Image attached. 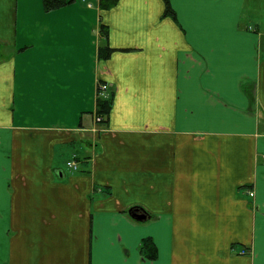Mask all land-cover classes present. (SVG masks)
Masks as SVG:
<instances>
[{
  "label": "crops",
  "instance_id": "0c3cea01",
  "mask_svg": "<svg viewBox=\"0 0 264 264\" xmlns=\"http://www.w3.org/2000/svg\"><path fill=\"white\" fill-rule=\"evenodd\" d=\"M169 1L0 0V264H264V0Z\"/></svg>",
  "mask_w": 264,
  "mask_h": 264
},
{
  "label": "trees",
  "instance_id": "16d2710c",
  "mask_svg": "<svg viewBox=\"0 0 264 264\" xmlns=\"http://www.w3.org/2000/svg\"><path fill=\"white\" fill-rule=\"evenodd\" d=\"M43 1H44V8L47 11H50L52 9H57L59 7H62L64 5H66L67 3H70L73 0H43ZM109 1H111V0H103V6L108 5L107 3ZM164 1L166 2V15H172L175 17V13L170 6V1L169 0H164ZM103 99L104 98H100V100H99V107H100L99 113L104 114V115H108L109 110H110L109 101L102 102L101 100H103Z\"/></svg>",
  "mask_w": 264,
  "mask_h": 264
},
{
  "label": "built area",
  "instance_id": "2783aa9c",
  "mask_svg": "<svg viewBox=\"0 0 264 264\" xmlns=\"http://www.w3.org/2000/svg\"><path fill=\"white\" fill-rule=\"evenodd\" d=\"M107 85H105V84H100V86L98 87V91H99V93L100 94H103L104 92L103 91H105L106 89H107ZM101 120H102V117H96V121L97 122H101ZM250 194L252 195V196H254V194H255V192H254V190H251L250 191ZM242 252H245L244 250L242 251Z\"/></svg>",
  "mask_w": 264,
  "mask_h": 264
},
{
  "label": "water",
  "instance_id": "95a60500",
  "mask_svg": "<svg viewBox=\"0 0 264 264\" xmlns=\"http://www.w3.org/2000/svg\"><path fill=\"white\" fill-rule=\"evenodd\" d=\"M135 216V218H137L138 220H144L145 218H146V215L145 214H143V215H139V214H135L134 215Z\"/></svg>",
  "mask_w": 264,
  "mask_h": 264
},
{
  "label": "rangeland",
  "instance_id": "374dc122",
  "mask_svg": "<svg viewBox=\"0 0 264 264\" xmlns=\"http://www.w3.org/2000/svg\"><path fill=\"white\" fill-rule=\"evenodd\" d=\"M43 10L45 11V8H43ZM45 12H46V11H45ZM40 22L43 23V24L48 23V22H47V19H45V20H42V19H41Z\"/></svg>",
  "mask_w": 264,
  "mask_h": 264
},
{
  "label": "flooded vegetation",
  "instance_id": "af4514ba",
  "mask_svg": "<svg viewBox=\"0 0 264 264\" xmlns=\"http://www.w3.org/2000/svg\"><path fill=\"white\" fill-rule=\"evenodd\" d=\"M100 115H96V117H99ZM101 117V116H100Z\"/></svg>",
  "mask_w": 264,
  "mask_h": 264
}]
</instances>
